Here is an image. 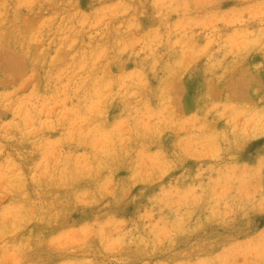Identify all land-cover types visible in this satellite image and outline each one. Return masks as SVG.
Segmentation results:
<instances>
[{"label":"rangeland","instance_id":"374dc122","mask_svg":"<svg viewBox=\"0 0 264 264\" xmlns=\"http://www.w3.org/2000/svg\"><path fill=\"white\" fill-rule=\"evenodd\" d=\"M0 264H264V0H0Z\"/></svg>","mask_w":264,"mask_h":264}]
</instances>
